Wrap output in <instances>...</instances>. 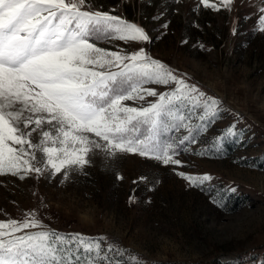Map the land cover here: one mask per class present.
<instances>
[{
    "label": "snow or ice",
    "instance_id": "6c2138e0",
    "mask_svg": "<svg viewBox=\"0 0 264 264\" xmlns=\"http://www.w3.org/2000/svg\"><path fill=\"white\" fill-rule=\"evenodd\" d=\"M139 2L143 6L152 0ZM125 3L135 5L137 0H120L113 11ZM198 3L219 12L221 7L230 11L234 0ZM259 3L264 5V0ZM259 13L258 30L264 34V6ZM164 15L160 11L152 20ZM168 27L167 20L159 23L160 29ZM113 40L141 46L131 52L98 46ZM148 43L150 35L139 22L94 10L90 0H0V175L24 180L33 173L37 178L47 174L51 180L60 174L59 184L65 186L74 174H84L89 157L97 152L103 157L102 170H111L127 155L183 168L180 155L222 153L226 139L242 141L237 114L236 122L206 148L192 147L220 118L221 102L153 58ZM153 85L170 90L159 92ZM147 97L155 98L147 106L127 103ZM45 123L49 129L34 143L33 132ZM174 174L193 189L212 180L209 174ZM116 178L123 179L119 174ZM218 205L223 208V201ZM44 229L35 212L21 221H0V264H144L131 253L125 259L126 250L103 235Z\"/></svg>",
    "mask_w": 264,
    "mask_h": 264
},
{
    "label": "rangeland",
    "instance_id": "374dc122",
    "mask_svg": "<svg viewBox=\"0 0 264 264\" xmlns=\"http://www.w3.org/2000/svg\"><path fill=\"white\" fill-rule=\"evenodd\" d=\"M119 2L90 0L94 10L139 22L150 35L145 47L153 58L221 102L220 118L192 147L206 148L236 122L237 114L243 140L226 139L222 153L180 155L183 168L127 155L111 170H102L103 157L97 152L89 157L91 164L84 174H74L65 186L59 184L60 174L51 180L47 174L37 178L33 173L24 180L0 175V221H21L35 212L44 230L103 235L126 250L125 259L131 253L144 264H264V34L258 30L259 8L264 5L259 0H234L230 11L221 7L217 12L204 9L198 0L179 4L152 0L143 6L137 0L113 11ZM160 11L164 17L152 20ZM165 20L168 29H160ZM98 46L131 52L141 45L113 40ZM154 99L127 103L147 106ZM23 123L22 119L19 127ZM34 127L30 124L25 131ZM48 129L45 123L33 132V142ZM175 171L209 174L212 180L193 189ZM117 174L123 179L118 180ZM141 176L148 180L140 181ZM221 200L223 208L218 205ZM93 206V219L82 222L80 209Z\"/></svg>",
    "mask_w": 264,
    "mask_h": 264
},
{
    "label": "clouds",
    "instance_id": "9594fccd",
    "mask_svg": "<svg viewBox=\"0 0 264 264\" xmlns=\"http://www.w3.org/2000/svg\"><path fill=\"white\" fill-rule=\"evenodd\" d=\"M69 212L71 209L68 210ZM95 212V207H88L87 211L78 212V217L82 222H90L93 219V214Z\"/></svg>",
    "mask_w": 264,
    "mask_h": 264
}]
</instances>
